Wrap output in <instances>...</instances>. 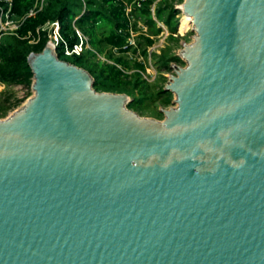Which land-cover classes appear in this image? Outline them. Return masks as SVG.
Segmentation results:
<instances>
[{
	"label": "water",
	"instance_id": "obj_1",
	"mask_svg": "<svg viewBox=\"0 0 264 264\" xmlns=\"http://www.w3.org/2000/svg\"><path fill=\"white\" fill-rule=\"evenodd\" d=\"M162 119L47 42L0 119V264H264V0H181ZM176 8V9H177Z\"/></svg>",
	"mask_w": 264,
	"mask_h": 264
},
{
	"label": "trees",
	"instance_id": "obj_2",
	"mask_svg": "<svg viewBox=\"0 0 264 264\" xmlns=\"http://www.w3.org/2000/svg\"><path fill=\"white\" fill-rule=\"evenodd\" d=\"M84 10L81 12L80 0H45L44 5L40 10L36 9V0H12V13L21 20V24L15 31L14 35H5L0 39V83L2 84H23L30 87L31 73L26 64V57L29 53L40 52L47 42V33L45 24L57 21L59 24V34L64 40L68 49L78 42L73 27L76 28L83 35L88 36V43L97 50L99 44L104 43L109 48H115L118 52L124 53L130 47L126 46L125 38L128 35L125 29L127 28V21L123 13V2L130 3L134 0H82ZM153 0H144L141 3L137 12L145 17V24L151 27L155 24L153 17L157 22L162 23L171 31V20L178 10L168 7V5L161 6L166 0L158 1L154 5L153 15L149 8ZM168 8V9H167ZM32 10V14L28 15V11ZM102 22L103 24L111 25V28L105 35L99 39L95 36L94 28ZM154 26V25H153ZM121 30V32H117ZM157 28L155 33L158 32ZM144 47L141 51L145 54V48L150 46L152 39L149 36L141 35ZM87 49H82L80 55H71L69 59L62 55V45H59L56 54L60 60L67 61L77 67L86 70L93 78V89L95 91L103 92H123L134 87L139 81V77L135 75V81L130 83L128 81L122 82V71L117 69L114 64H102L99 68L92 70L84 68V55ZM134 51V50H133ZM85 52V53H84ZM84 53V54H83ZM108 59L112 60V56L108 55ZM169 60L182 63L176 56L170 59L160 61L163 69L169 67ZM113 61L117 65L125 63L122 59L116 57ZM142 68L140 64L136 65ZM123 78V77H122ZM142 82V81H140ZM156 99L165 106L170 104L172 95L165 92L163 88L156 94ZM141 100H131L127 107L139 103ZM6 101L0 103V112H4L6 108ZM129 109V108H128Z\"/></svg>",
	"mask_w": 264,
	"mask_h": 264
},
{
	"label": "rangeland",
	"instance_id": "obj_3",
	"mask_svg": "<svg viewBox=\"0 0 264 264\" xmlns=\"http://www.w3.org/2000/svg\"><path fill=\"white\" fill-rule=\"evenodd\" d=\"M80 1L82 4L80 11L82 12L84 10V4L82 0ZM158 1L161 0L155 1V4ZM180 4L181 0H166L165 3L161 4V6L168 5V7L176 9ZM176 10H178V8ZM133 16L137 21L135 23L136 32L133 35V40L137 46V51L128 49L126 52L121 53L117 50L107 47L104 43H100L98 46L100 50H97L89 45L88 36L83 35L74 27L73 30L77 31V33H79V35L86 40V44L84 46L85 48H82L87 49V54L84 52V68L88 67L92 70H95L103 63H111L114 64L117 69L122 71L123 78L120 77L122 82L128 81L133 83L136 80L135 75L138 76L139 81L136 80L137 83L134 87L130 86L131 88L125 91V93H114L126 94L130 101L133 99L141 100L139 103H135L134 105L128 107L131 111L136 112L139 116L161 120L162 114L160 111L167 109L168 106H171V103L165 106L161 104L155 96L157 92H159L160 89L163 88L167 83V77L173 74L174 65L183 66V64L169 60V67L167 69H163L160 65V61L164 59H170L173 56L177 57V52L180 49V43L190 42L192 33L190 28L187 30L181 29L180 22L183 15L179 10L171 20V28L174 29L173 31L164 26L162 23L157 22L155 17H153L155 22V24H153L154 26L152 25L149 27L145 24V17L143 15L141 16L139 12L134 11ZM160 24L163 25V28H161ZM110 28L111 25L100 22L96 28H94L96 38L101 39ZM157 28L159 31L155 33L154 31H156ZM141 35L149 36V38L152 39V43L150 45L151 49L149 51L151 54L147 53L148 49L145 51L144 55L142 54L141 51L143 50L144 42ZM80 53L78 55H80ZM108 55L112 56L113 58L118 57L122 59L125 63V67L121 64L117 65V63L113 61V58L112 60L108 59ZM63 57L68 60L71 56L63 55ZM137 64H140L142 68L137 67ZM30 96L31 90L28 86L23 84H2V86H0V103L6 101L5 105L8 108H6L4 112H0V119L5 118L15 109L20 107Z\"/></svg>",
	"mask_w": 264,
	"mask_h": 264
},
{
	"label": "built area",
	"instance_id": "obj_4",
	"mask_svg": "<svg viewBox=\"0 0 264 264\" xmlns=\"http://www.w3.org/2000/svg\"><path fill=\"white\" fill-rule=\"evenodd\" d=\"M143 1L144 0H134L130 3L123 2V13L127 21V28L125 29V31L128 34L125 38V41H126V46L130 47L129 50L137 51V46L135 45L133 40V35L136 32L135 23L137 21L136 18L133 16V12L137 11L140 8L141 3ZM155 1L157 0H153L152 5H150L149 8L152 15H153ZM44 2L45 0H36V5H35L36 9L40 10L41 7L44 5ZM11 9H12V0H0V39L5 35H14L15 31L21 24V20H19L13 15ZM32 13H33L32 10L28 11V15H31ZM160 26L161 28H163L162 24H160ZM45 29L47 33L46 36L48 38V42H51L55 51H57L59 45H62V52L64 56L78 55L86 44V40L82 38L79 35V33H77V31H75L78 42L74 44L70 49H68L64 40L61 38L59 34V24L57 21L46 23ZM117 32H121V30H118ZM112 49L116 50L115 48ZM150 49L151 46H147L145 48V51H147L148 54H151L149 52ZM169 77L170 76H168L167 78ZM0 86H2V83H0Z\"/></svg>",
	"mask_w": 264,
	"mask_h": 264
},
{
	"label": "bare ground",
	"instance_id": "obj_5",
	"mask_svg": "<svg viewBox=\"0 0 264 264\" xmlns=\"http://www.w3.org/2000/svg\"><path fill=\"white\" fill-rule=\"evenodd\" d=\"M180 27L182 30H187L191 28L190 18L183 15L181 18Z\"/></svg>",
	"mask_w": 264,
	"mask_h": 264
}]
</instances>
